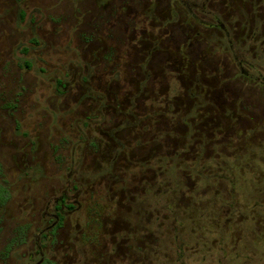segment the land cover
Masks as SVG:
<instances>
[{
	"label": "rangeland",
	"instance_id": "374dc122",
	"mask_svg": "<svg viewBox=\"0 0 264 264\" xmlns=\"http://www.w3.org/2000/svg\"><path fill=\"white\" fill-rule=\"evenodd\" d=\"M1 187L0 264H264V0H0Z\"/></svg>",
	"mask_w": 264,
	"mask_h": 264
},
{
	"label": "flooded vegetation",
	"instance_id": "af4514ba",
	"mask_svg": "<svg viewBox=\"0 0 264 264\" xmlns=\"http://www.w3.org/2000/svg\"><path fill=\"white\" fill-rule=\"evenodd\" d=\"M245 217H246V218L243 219V220H242V217H240L238 220H242V221L246 224V223H247V220L249 221L250 216H245ZM244 223L242 224V226H241L240 224H238V226H237V225L234 226V228L236 229V232L233 233V235H234L235 238H236V236H237V234H238L239 232H240V234H242V232L244 231V229L249 228L248 225H246V226L243 228V226L245 225ZM262 234H263V233H262ZM260 236H261V237H259V238H261V239H260V242H262L263 239H264V235L262 236V235L260 234ZM39 264H40V262H39Z\"/></svg>",
	"mask_w": 264,
	"mask_h": 264
},
{
	"label": "trees",
	"instance_id": "16d2710c",
	"mask_svg": "<svg viewBox=\"0 0 264 264\" xmlns=\"http://www.w3.org/2000/svg\"><path fill=\"white\" fill-rule=\"evenodd\" d=\"M57 83H58V87L62 88L63 87V84H62V81L61 80H57ZM1 193H2V187L0 188V196H1ZM5 193V191H4ZM40 264H50L48 262H45L44 260L40 262Z\"/></svg>",
	"mask_w": 264,
	"mask_h": 264
}]
</instances>
